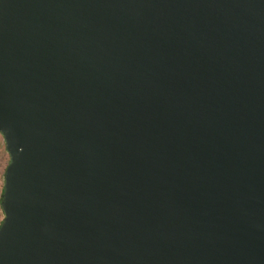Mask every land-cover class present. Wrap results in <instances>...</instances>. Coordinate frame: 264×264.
I'll list each match as a JSON object with an SVG mask.
<instances>
[{"label":"water","instance_id":"95a60500","mask_svg":"<svg viewBox=\"0 0 264 264\" xmlns=\"http://www.w3.org/2000/svg\"><path fill=\"white\" fill-rule=\"evenodd\" d=\"M0 264H264V0H0Z\"/></svg>","mask_w":264,"mask_h":264},{"label":"rangeland","instance_id":"374dc122","mask_svg":"<svg viewBox=\"0 0 264 264\" xmlns=\"http://www.w3.org/2000/svg\"><path fill=\"white\" fill-rule=\"evenodd\" d=\"M8 160H9V155L5 151V145H4L3 137L0 134V193H1V184H2V173H3V170L6 166V164L8 163ZM2 218H3V212L0 208V222H1Z\"/></svg>","mask_w":264,"mask_h":264},{"label":"trees","instance_id":"16d2710c","mask_svg":"<svg viewBox=\"0 0 264 264\" xmlns=\"http://www.w3.org/2000/svg\"><path fill=\"white\" fill-rule=\"evenodd\" d=\"M3 173H4V170H3ZM3 173H2L1 193H2V191H3ZM1 193H0V196H1ZM0 200H1V197H0Z\"/></svg>","mask_w":264,"mask_h":264}]
</instances>
